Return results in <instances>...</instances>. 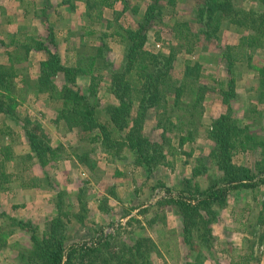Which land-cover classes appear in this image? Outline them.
Segmentation results:
<instances>
[{
  "label": "rangeland",
  "instance_id": "1",
  "mask_svg": "<svg viewBox=\"0 0 264 264\" xmlns=\"http://www.w3.org/2000/svg\"><path fill=\"white\" fill-rule=\"evenodd\" d=\"M202 2L203 0H177L175 6H170L166 0H161L158 4L157 17L148 29L146 51L154 56L160 52L166 56L172 53L175 58L172 74L176 81L183 79L188 64L195 68L196 65H200L202 68L200 83L209 88L203 103V119L200 129L198 127V134H194L195 140L192 143L185 144L183 147L179 146V138L185 134L181 133L180 128L170 127L167 131L169 140H163V131L157 128L159 117L154 111L150 112V117L145 122L144 134L152 142L163 144L166 153V160L162 161L164 163L153 168L151 172L139 165L136 162V156L127 149L113 151L114 155H110L101 141L90 143L89 139H80L81 129L71 128L66 120L61 119L62 104L51 99L48 94L36 92L35 84L38 77L31 73L34 67L30 68V73L28 70L26 71L28 73L21 70L22 67L19 68L20 71L17 70L18 75L21 72L24 74V78L18 77L12 81L10 91L2 94L1 102H17L18 105L14 107L16 115L19 116V123L0 112V151H7L11 155L16 154L7 163L6 169L3 168L4 173L8 170L17 174L18 170L26 168V178H37L33 184L47 185L56 193L53 201L50 202L52 206L50 212L53 211L50 215L49 206L45 205L44 209L39 207L35 210L36 205L32 204V207L30 205V208L24 210L25 216L31 213V217L35 219H28L24 222L38 227V234L42 235L46 224L59 214L56 204L60 202L62 210L71 212L72 221L70 220L67 225V239L71 244L92 246L98 241L105 242V240L131 244L130 241L135 238L149 237L157 245V252L152 253V264H193V259L198 252L197 246L191 244V252L190 246L184 243L180 206L164 198L157 200L155 197L158 193L165 192L171 194L170 198L177 199L181 191L189 192L183 179L187 174H190L192 178L194 168L200 170L204 167L208 169V173H202L193 178L192 183L189 184L190 189H193L194 184L198 182L200 188L205 190L214 179L223 176L209 156V144L212 143L214 146V143L209 138L210 142L203 138L209 133L205 129L208 125H204L206 104L209 100H215L216 96H222L216 85L205 84L209 81L206 75L214 66L210 62L206 64L207 59L203 53L208 51L219 55L215 59H220L222 56V61L225 63L228 55L237 60L234 62L235 90L239 88L243 97H233L230 105L223 102L227 105L226 114L230 116V122L240 128H247V133L253 138V140H248L247 133H243L241 140H245L246 147L237 148L232 164L236 168V173H241V176L244 171L246 173L248 171L252 180L244 183L254 184V187H241L229 192L227 205L220 212L214 206L220 215L211 219V228L213 235L217 238V243L211 255L208 254L205 264L264 263V88L260 83L261 70L264 69V37L251 49H245L240 43L243 36L250 33L256 34L246 25L247 22L251 23L253 20V18L248 19L251 16L247 13L258 10L260 2L258 0H235L234 9L239 14L235 19L241 21L246 19L245 26L238 28L231 22L225 21L221 31L210 40L202 36L196 37L200 26L195 19V12ZM150 3L151 0H148L147 4ZM122 5L125 10L130 9L136 15L142 4L139 0H122ZM112 16L114 15L111 14ZM142 19L137 18V23ZM127 22L125 20V24L121 26L131 28ZM183 24H186L188 28H183ZM186 29L189 31V38L184 37L187 34ZM157 38L161 41L160 47L155 43ZM55 41L57 43V39ZM0 50V62H7L8 57L4 55V49L0 48ZM25 51L24 48L17 47L16 52L27 58ZM109 54L110 50L107 52V58ZM112 54V57H117V53ZM201 61L203 64L200 63ZM27 65V63L23 64L24 67ZM217 66L219 70L216 74L220 79L222 78L220 76L221 67L219 63ZM98 67L100 74L105 78L103 76V81L97 90V97L93 99V102L99 103L101 107L99 110H101L102 107L106 108L116 104L117 100L110 91V69L104 67L102 61ZM90 81V76H80L77 79V86L87 93ZM55 82L61 88L64 85L63 75L60 74ZM217 90L220 92L219 95ZM112 99L114 103L110 104ZM137 106L138 104L135 103L134 107ZM229 108L231 112H228ZM160 114L165 115L162 121L167 126L168 119L173 122V125L178 124L179 121L176 118L182 113L176 108H169L166 112L161 111ZM27 119L33 122L30 129L40 126L43 132L42 139L48 141L53 148H60V158L47 166L49 170L46 176L32 166L31 159L26 158L28 146L26 139L22 137H26L23 129ZM197 121L199 124L198 118ZM183 129L188 130V127L184 126ZM97 134L98 132L94 131L90 136L96 137ZM70 156H74L78 163H80L79 157L83 159L87 157L89 165L80 163L81 168L76 163L67 160ZM117 184L121 186L118 187ZM22 196L24 199H21ZM26 196L29 195H20L19 201H27ZM4 198L0 193L2 202L8 201L7 204H12L13 201ZM47 213L46 219H38ZM153 218H156V223H149ZM8 224L12 222L0 218L1 228ZM11 229H14L17 234L14 233L8 238V245L0 252V264H26L27 253L32 247V232L13 226L6 228V230ZM245 233L247 235L243 236ZM197 236L198 233L194 232L192 241L197 242ZM200 246L202 250H205L202 245ZM98 264H100V259Z\"/></svg>",
  "mask_w": 264,
  "mask_h": 264
},
{
  "label": "trees",
  "instance_id": "2",
  "mask_svg": "<svg viewBox=\"0 0 264 264\" xmlns=\"http://www.w3.org/2000/svg\"><path fill=\"white\" fill-rule=\"evenodd\" d=\"M117 0H101L105 7H113ZM161 0H151L142 20L138 21L137 29L117 27L115 31L121 37L125 47V61L115 67L110 64L107 58L108 45L101 39V45L95 49L88 61L87 66H65L58 51L55 35L51 27L48 28L49 45L41 40H31L20 47L24 48L26 54L32 50L46 52L47 58L40 64V75L36 80L35 88L38 94H48L49 97L62 104L60 111L61 119L66 120L69 127H79L81 129L80 139L88 140L90 143L100 142L106 147L110 155L113 151L127 149L136 156V162L142 165L148 172L166 160L163 144L152 142L145 132V122L150 117V112L154 111L159 117L158 129L163 131L162 139L169 140L167 131L170 127L180 128L185 136L179 138V146L192 143L198 134V127H201L203 119V103L209 88L200 83L202 77L201 66L188 64L183 74V79L176 81L173 77L175 58L171 53L166 56L159 53L156 56L146 51L145 46L148 40V29L151 22L156 19ZM170 6H175L177 0H166ZM260 8L253 13L248 12L247 27L255 31L256 34H248L241 38V46L253 48L260 39L264 37V0H258ZM235 0H203L198 10L195 12L197 24L200 26L198 36L207 40L214 38L221 31L225 21L236 25L238 28L245 26L243 20H236L239 15L234 9ZM247 19V20H248ZM257 25V26H256ZM183 28H188L186 24ZM251 27V28H250ZM185 38H189V31ZM20 56H10V66L0 64V112L16 123H19V116L16 115V101L1 102L2 94L10 91L12 81L18 77L15 64L19 63ZM103 59V60H102ZM228 62V82L225 89H221L223 101L230 105L233 97H236L234 58L226 56ZM102 61L104 67L111 71L110 91L117 100L116 104L99 110L100 104L93 102L97 97L103 76L94 74L93 67ZM100 70V69H98ZM261 86L264 88V69L261 70ZM64 77V85L59 88L56 85V78L59 75ZM90 75L91 81L87 93L78 88L77 79L80 76ZM134 78V80H132ZM173 97V98H172ZM173 99V100H171ZM135 103L138 104L134 107ZM101 108V107H100ZM137 108V109H136ZM169 108H176L182 114L177 116L178 124H174L168 119V125L162 121L164 114ZM231 112L230 108L229 111ZM199 120L196 122V120ZM188 121V122H187ZM187 122V123H186ZM32 121L27 119L24 133L27 142L34 153L39 165L45 168L50 163L58 161L60 158V148H53L48 141L42 139V129H30ZM188 127L184 130L183 127ZM197 130H195V128ZM247 128H240L230 122V116L223 114L212 121V129L208 133V138L214 143L210 152V159L223 176L214 179L209 187L202 190L197 183L190 189L189 184L193 178L200 174L208 173V169H193L192 178H184L188 191H181L177 199L164 198L169 202L180 206L182 216V233L184 243L190 246L195 244L197 256L193 259V264H205L208 254L211 255L217 243V238L213 235L211 219L219 217L218 211H222L227 205V196L235 189L254 187V184H245L251 181L248 171L236 173V168L232 164V158L237 148L246 147L245 140H241ZM97 131L96 137L90 134ZM246 138L253 140L247 133ZM257 145V144H256ZM172 148V146H169ZM116 149V150H115ZM5 163L10 159L9 152H3ZM113 153V154H112ZM204 159V158H203ZM205 160V159H204ZM81 164L89 165L88 158H78ZM264 163V160H263ZM1 173V169H0ZM3 175V174H2ZM213 179V178H212ZM62 203L56 204L59 212L47 224L42 235L38 234L39 228L31 223H26L0 213V218L10 220L12 224L0 226V252L8 245V238L16 231L6 230L7 227H16L21 230L32 232V247L27 253L26 264H152V253L157 252V245L149 237L135 238L126 242H97L92 246H79L71 244L67 239V225L70 223L71 212L62 210ZM217 207L218 211L214 209ZM149 223L155 224L156 218ZM201 226V227H200ZM201 230V234H200ZM197 232V242L192 241L193 233ZM192 242V243H191ZM202 245L205 250H202ZM190 250V251H191ZM192 252V251H191ZM1 254V253H0ZM127 256V258H125Z\"/></svg>",
  "mask_w": 264,
  "mask_h": 264
},
{
  "label": "crops",
  "instance_id": "3",
  "mask_svg": "<svg viewBox=\"0 0 264 264\" xmlns=\"http://www.w3.org/2000/svg\"><path fill=\"white\" fill-rule=\"evenodd\" d=\"M110 2L112 3V0H110ZM139 2L143 6H139L140 9L138 13L134 15V11L124 9L122 0H117L113 4V7H105L101 4V0H0V48L4 49L3 53L8 57L7 62H0V64H10L11 54H13V56H20L19 63L15 64V68L19 70V68L22 67L21 70H25V72L28 70L30 73V70L34 67L31 73H34L33 75L35 77H39L40 64L47 58L46 52L32 50L29 52L27 58H25V56L22 57V55L18 54L16 51L17 47L27 44L32 39L37 40L39 38L38 40L44 41L49 45L47 33L48 28L51 27L55 39H57L58 51L65 66H87L92 53L101 45V39H104L109 47V62L114 66H121L125 61V47L121 37L115 30L117 27L125 24V20L128 21L129 27L134 30L137 29L138 23L136 20L137 18L142 19V13L144 17L148 7V0H139ZM111 14L115 17H111ZM160 42L159 38L155 40L158 47H160ZM114 52L117 53L116 58L112 57V53ZM14 53L17 54L14 55ZM203 56L207 59L206 64L209 62L214 64L210 72L206 75L209 81L205 82V84L208 86L216 85L221 92V89L227 88L229 74L227 62L225 63L222 61V56L220 59H215V57H219V55L213 52H204ZM25 63L28 64L26 67L23 66ZM200 63L203 64L202 61ZM218 63L221 67L220 76L222 78L220 79L218 78V74H216L217 70H219L217 69ZM98 64L97 62L94 65L93 69H95L92 71L96 75L100 73ZM17 73L19 72L17 71ZM23 75L24 74L21 72L18 77L24 78ZM210 81L213 84L210 83ZM235 91H237V96L243 97L239 88H236ZM220 92L217 94L219 95ZM112 103H114L113 99L110 101V104ZM206 106L207 111L204 116V125H208L205 129L209 132L212 129V121L214 118L226 114L227 105L223 102L222 96L219 95L215 97V100H209ZM203 138L207 140V142H210L208 136ZM22 139H26V137H22ZM23 141L25 144V140ZM26 145L28 146L26 158L28 160L31 159V162H33L32 166L46 176L49 170L47 167L48 165L42 168L37 159L34 158L35 155L27 142ZM209 146L211 151L214 146L212 143L211 145L209 144ZM14 155L16 156V154ZM14 155L10 154L9 161L12 160ZM3 156V152L0 151V193L5 197V200L13 202L9 205L7 204L8 201L2 202L0 199V213L3 212L10 217H15L17 220L25 221L28 219L35 220L31 217V213H29L28 216L24 215V210L30 208V205L32 207V204L36 205L35 210L39 207L44 209V205L49 206L50 212V207H52L50 202L53 201L56 194L54 189L51 190L52 188L47 185L33 184V181L37 180V178H26V168L18 170L17 174H13L8 170L4 173L3 168L6 169L5 166L9 161L2 163ZM67 158L69 162L76 163L82 168V165L76 162L74 156ZM40 176L41 175H39V177ZM185 177L190 178V174H187ZM92 184L94 183L92 182ZM119 185L121 186V184H117L118 187ZM20 195H29L26 196L28 197L27 201H19ZM21 199H24V196H22ZM52 212L51 210L49 215ZM40 217H38L40 220L42 218L46 219L48 213ZM245 235H247V233L243 234V236ZM235 243L237 242L235 241Z\"/></svg>",
  "mask_w": 264,
  "mask_h": 264
},
{
  "label": "built area",
  "instance_id": "4",
  "mask_svg": "<svg viewBox=\"0 0 264 264\" xmlns=\"http://www.w3.org/2000/svg\"><path fill=\"white\" fill-rule=\"evenodd\" d=\"M171 194H166L165 192H160L157 194V196L155 197L157 200L161 199V198H170Z\"/></svg>",
  "mask_w": 264,
  "mask_h": 264
}]
</instances>
